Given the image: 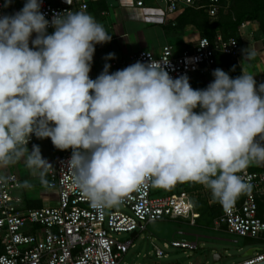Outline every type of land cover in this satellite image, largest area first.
<instances>
[{
  "label": "clouds",
  "instance_id": "obj_1",
  "mask_svg": "<svg viewBox=\"0 0 264 264\" xmlns=\"http://www.w3.org/2000/svg\"><path fill=\"white\" fill-rule=\"evenodd\" d=\"M42 3L25 0L20 11L0 16V171L22 161L48 185L55 170L38 145L29 151L34 135L71 150L61 170L100 215L148 182L198 183L222 205L250 190L239 173L264 164V83L217 68L205 89H193L187 75L174 79L157 60L111 73L105 64L92 79L96 45L112 36L82 10L49 21ZM0 264L14 262L0 256Z\"/></svg>",
  "mask_w": 264,
  "mask_h": 264
},
{
  "label": "built area",
  "instance_id": "obj_2",
  "mask_svg": "<svg viewBox=\"0 0 264 264\" xmlns=\"http://www.w3.org/2000/svg\"><path fill=\"white\" fill-rule=\"evenodd\" d=\"M162 4L164 15H175L183 9L202 8L197 0H152ZM25 0H15L3 7L0 0V16H11L20 11ZM43 0L41 12L51 21L55 13L85 11L84 1ZM135 7L143 8L142 0L135 1ZM221 8V0H208L205 11L214 18ZM242 23L239 28H243ZM47 29V32L52 30ZM35 36V34H33ZM99 46V45H96ZM222 54L238 62L239 43L233 38L216 36L213 41L200 37L190 50L174 55L170 45L163 46L159 53L140 51L124 58L112 59L109 72L123 69L140 61L148 63L157 60L162 63L172 78L191 74L209 75L215 67V59ZM164 62H169L163 65ZM94 75L90 72V78ZM34 135L27 147L37 141ZM71 153L54 154L50 164L54 172L47 175V192L55 196L54 204L37 208L24 206L19 195L23 191L21 181L15 174L3 175L0 179V256L7 257L14 264H121L122 257L134 246L133 241L149 224L163 221H184L195 227L199 219L194 198L179 189L169 192L155 189L150 182L131 191L124 201L98 214L79 193L72 182L71 173L61 170ZM251 185L250 190L241 193L234 202L220 207V214L212 220L214 232L237 237L251 242L254 249L250 256L236 264H253L264 259V168L248 167L239 173ZM177 182L173 186L181 185ZM165 188V187H163ZM210 192V191H209ZM211 194V193H210ZM129 235L122 239L121 235ZM198 238H173L164 242L162 248L154 246L157 259L165 258L168 248L186 251L198 250ZM252 249V248H250ZM239 251V250H238ZM218 254V253H214ZM213 254V255H214ZM219 255V254H218ZM221 258V256H220ZM191 264V263H188Z\"/></svg>",
  "mask_w": 264,
  "mask_h": 264
},
{
  "label": "crops",
  "instance_id": "obj_3",
  "mask_svg": "<svg viewBox=\"0 0 264 264\" xmlns=\"http://www.w3.org/2000/svg\"><path fill=\"white\" fill-rule=\"evenodd\" d=\"M81 1L87 4V13L92 15L97 22L101 23L107 33L112 36L109 43L96 46L91 67V72L94 75L93 79L104 70L105 64H108L112 60L106 59L110 53L114 54V59L124 58L132 53L140 51H152L158 54L163 46L170 45L173 54L178 55L182 51L190 50L194 43L202 37L200 32H198L192 24L179 23V16L186 8L175 15H164L161 11L163 9L162 4L160 2H153L152 0H142L145 4L143 8L135 7L134 3L136 0ZM229 5V1L224 2L222 7L224 12L227 11ZM53 31L54 29L48 31V34H52ZM216 36L221 35L217 32ZM34 38L35 36L33 35V39ZM233 38L239 43L240 56L238 62L230 57L218 54L215 59V67L209 75L202 76L191 74L188 77L193 89H205L213 81L214 77L212 73L217 68L228 73L231 78L239 77L242 72L253 75L257 87L259 84L264 83V32L259 30L256 22H245V26L243 28H238ZM247 48L256 53L255 57L251 60H244L243 58L242 50ZM196 111L198 112L199 109ZM45 142H48L54 148L50 139L39 140L35 145L41 144L42 146ZM32 146L28 148L32 149ZM61 153L71 152H52L50 162L54 154ZM10 167V173L7 172L3 175L15 174L22 184L24 181L30 182V171L25 167L22 161ZM249 167L257 168L259 166ZM38 181L35 183L30 182V184L34 187ZM37 185H40V192H47L40 181ZM160 188L166 191L163 187H155L157 190ZM32 190L36 193L39 191L35 189ZM32 190L31 188L23 187V191H20L19 195L24 199V206L27 208L41 207L42 205L34 206L35 203L38 202V198ZM47 193L54 196L52 192ZM208 202L211 201L209 200ZM46 203L49 202L47 201ZM183 238L189 239L191 237L183 236ZM220 260L221 258H219V261Z\"/></svg>",
  "mask_w": 264,
  "mask_h": 264
},
{
  "label": "rangeland",
  "instance_id": "obj_4",
  "mask_svg": "<svg viewBox=\"0 0 264 264\" xmlns=\"http://www.w3.org/2000/svg\"><path fill=\"white\" fill-rule=\"evenodd\" d=\"M38 146L41 149L42 157L49 163L52 152H71V150H57L48 142H45L42 146L38 144ZM28 149L30 151L31 148ZM251 166L264 167V164H252ZM10 171L11 167L4 169L0 171V176L7 172L10 173ZM30 175V182L35 183L39 180V178L33 176L31 172ZM38 183L39 181L37 184ZM37 184L34 187L32 186L31 190H39L40 185ZM174 189H176V191L181 189L195 199L194 203L196 207H198V209L200 208L199 210L202 211L201 219L197 220L195 227H190L186 222L178 220H163L149 224L146 231L140 233L138 237L134 239V246L122 257L121 264H236L242 259L241 255L245 251L253 248L251 242L212 230V220L215 218L214 216L220 212L221 203L214 200L209 190L204 186L194 182H184L177 187L173 185L168 187L169 192L174 191ZM33 193L38 198V202L35 203L34 206H45L46 204H54L55 202V196L47 192H40L39 190L38 193L35 191ZM209 200L211 202H208ZM47 201L49 203H46ZM211 214H214V216ZM180 234L185 237L198 238L200 248L196 251L186 252L180 249L168 248L164 250L167 256L157 259L154 255V246L163 250L162 244L164 242L169 243L173 238H178ZM128 237L129 235L125 234L120 236L123 240ZM215 252L221 256V260L217 263L212 260Z\"/></svg>",
  "mask_w": 264,
  "mask_h": 264
},
{
  "label": "trees",
  "instance_id": "obj_5",
  "mask_svg": "<svg viewBox=\"0 0 264 264\" xmlns=\"http://www.w3.org/2000/svg\"><path fill=\"white\" fill-rule=\"evenodd\" d=\"M225 1L230 2L226 12L222 8ZM196 3L202 8H186L179 16L178 21L181 24H192L202 37H206L210 41L214 40L217 32L224 39L234 37L239 26L245 22H256L259 30L264 32V0H221V8L214 18H210L205 11L208 0H197ZM168 187L165 189L168 190ZM199 209L196 207V210L199 211L198 220L201 219L202 213ZM219 214L220 212L216 215ZM211 215L214 216V214Z\"/></svg>",
  "mask_w": 264,
  "mask_h": 264
},
{
  "label": "water",
  "instance_id": "obj_6",
  "mask_svg": "<svg viewBox=\"0 0 264 264\" xmlns=\"http://www.w3.org/2000/svg\"><path fill=\"white\" fill-rule=\"evenodd\" d=\"M255 250H257V249H254V248H252V249H248L247 251H245V252L241 255V257H242V258H245V257H247V256H250V255L252 254V252L255 251ZM219 258H220V255H218V254H214L213 257H212V260H213V262L217 263V262L219 261ZM253 264H264V259L261 260V261H259V262L253 263Z\"/></svg>",
  "mask_w": 264,
  "mask_h": 264
}]
</instances>
